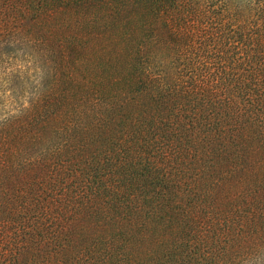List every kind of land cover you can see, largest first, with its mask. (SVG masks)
<instances>
[{
	"label": "trees",
	"instance_id": "1",
	"mask_svg": "<svg viewBox=\"0 0 264 264\" xmlns=\"http://www.w3.org/2000/svg\"><path fill=\"white\" fill-rule=\"evenodd\" d=\"M22 42L0 264H264V0H0Z\"/></svg>",
	"mask_w": 264,
	"mask_h": 264
},
{
	"label": "rangeland",
	"instance_id": "2",
	"mask_svg": "<svg viewBox=\"0 0 264 264\" xmlns=\"http://www.w3.org/2000/svg\"><path fill=\"white\" fill-rule=\"evenodd\" d=\"M25 43L0 46V121L55 93L51 86L52 73L48 68H39L32 55L35 50Z\"/></svg>",
	"mask_w": 264,
	"mask_h": 264
}]
</instances>
